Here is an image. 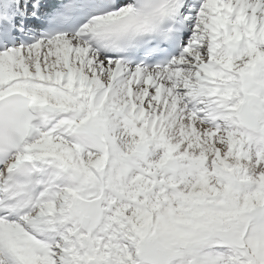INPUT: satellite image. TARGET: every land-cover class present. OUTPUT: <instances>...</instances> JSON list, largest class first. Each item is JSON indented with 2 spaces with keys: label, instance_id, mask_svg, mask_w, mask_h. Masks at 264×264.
Here are the masks:
<instances>
[{
  "label": "snow or ice",
  "instance_id": "snow-or-ice-1",
  "mask_svg": "<svg viewBox=\"0 0 264 264\" xmlns=\"http://www.w3.org/2000/svg\"><path fill=\"white\" fill-rule=\"evenodd\" d=\"M0 264H264V0H0Z\"/></svg>",
  "mask_w": 264,
  "mask_h": 264
}]
</instances>
